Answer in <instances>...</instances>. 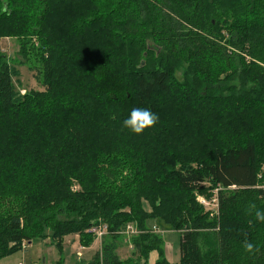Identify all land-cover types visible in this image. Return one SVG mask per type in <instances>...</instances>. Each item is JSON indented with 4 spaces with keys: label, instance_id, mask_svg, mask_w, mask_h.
Returning a JSON list of instances; mask_svg holds the SVG:
<instances>
[{
    "label": "trees",
    "instance_id": "16d2710c",
    "mask_svg": "<svg viewBox=\"0 0 264 264\" xmlns=\"http://www.w3.org/2000/svg\"><path fill=\"white\" fill-rule=\"evenodd\" d=\"M10 36L45 90L21 93L0 54V260L48 238L60 254L67 236L89 245L103 225L80 264H127L116 240L132 223L143 264H171L149 231L160 221L179 264H264V0H0ZM136 107L158 116L141 134L123 125Z\"/></svg>",
    "mask_w": 264,
    "mask_h": 264
},
{
    "label": "rangeland",
    "instance_id": "374dc122",
    "mask_svg": "<svg viewBox=\"0 0 264 264\" xmlns=\"http://www.w3.org/2000/svg\"><path fill=\"white\" fill-rule=\"evenodd\" d=\"M27 39L25 37H5L2 38L0 41V54L6 56L10 61H12L20 70L21 76L19 80H16V85H18V89L21 91V93H25V91H43L45 90L44 87H42L40 83V78L38 76L37 71L31 70V65H38L37 63L38 58L36 54L34 56L30 57V62L25 65H20V62L23 60V51L24 49H27ZM24 48V49H23ZM27 51V50H26ZM147 56L146 53L141 54V59ZM145 58V57H144ZM181 75V72H179L178 76ZM164 107L165 105L162 104ZM169 111L165 112L164 115H168ZM225 116L230 115L228 111L224 112ZM165 115V116H166ZM221 118V116H220ZM228 124L231 126L232 129L236 128L237 132L235 134L236 138H242L245 137V122L240 121L237 117H233L232 120L228 122ZM106 152V151H104ZM80 189V186L77 182H75L74 191H78ZM233 189V188H232ZM37 192V190H36ZM38 193V192H37ZM33 197L35 196L34 189L29 190L24 198L27 197ZM39 195V194H38ZM13 196H16L13 194ZM214 196V195H213ZM211 198L197 195V201L199 204H201L203 207H205L208 211H211L213 213L216 212L217 203L215 200V196ZM20 197V196H18ZM13 199L11 201H16V199H19L17 197H12ZM37 198H35L36 200ZM32 199H29L27 202L24 200L18 202V208H10L7 207L11 212L17 211L18 209H24L25 207L32 206ZM149 204L147 201H143V207L145 211L150 212L151 208L148 206ZM34 207V206H32ZM137 225V224H136ZM135 224H129L127 225V228L121 232V235L118 236L116 240L117 244V253L121 257L122 260H124L127 264H143L144 260L140 259L138 254H136V250L134 248L133 239L138 237L142 232L140 229L137 228ZM149 231L152 232L154 235H158L162 237L164 245H163V251L165 253L166 258L168 259V262L171 264H179L181 254H180V234L178 232L172 231L170 229H167L164 224L160 221H151L149 223ZM50 230H48L49 233ZM100 232H103V236H100ZM99 233V234H98ZM93 240L89 245H85L81 240L80 236L71 235L67 236L63 240V252L60 254L56 246L50 244L52 246L51 253H47V258L50 262H53L56 259L61 260L67 259V264H80V262H90L96 253L102 249L103 241L108 239V230L107 226H101V229H98L94 232H92ZM107 236V237H106ZM106 237V238H105ZM105 238V240H104ZM112 239V238H110ZM47 240H50L49 238ZM46 241V240H44ZM26 244V243H25ZM32 245L34 247L31 249L29 246V250L24 251H18L17 253L4 257L0 260L1 263L4 264H19V262H22L23 255L25 254L26 264H36L41 260V254L42 252L46 251V248H49L48 246L45 247V244L43 241H36L33 242ZM27 246V245H26ZM25 246V247H26ZM24 248V247H23ZM39 249V254L35 251ZM50 249V248H49ZM155 252V251H153ZM81 254V256H79ZM62 255V256H61ZM155 258L156 254H153L152 257H149V264H155ZM157 260V259H156ZM58 262V261H57ZM55 262V264H58Z\"/></svg>",
    "mask_w": 264,
    "mask_h": 264
},
{
    "label": "clouds",
    "instance_id": "9594fccd",
    "mask_svg": "<svg viewBox=\"0 0 264 264\" xmlns=\"http://www.w3.org/2000/svg\"><path fill=\"white\" fill-rule=\"evenodd\" d=\"M158 121V116L147 108L136 107L132 108L128 117L123 121L125 128L136 134L143 133L146 129L153 127ZM255 219L259 222H264V210L257 209ZM252 244H247V250L251 251Z\"/></svg>",
    "mask_w": 264,
    "mask_h": 264
},
{
    "label": "crops",
    "instance_id": "0c3cea01",
    "mask_svg": "<svg viewBox=\"0 0 264 264\" xmlns=\"http://www.w3.org/2000/svg\"><path fill=\"white\" fill-rule=\"evenodd\" d=\"M43 243L45 244V247L46 246H52L51 244H50V240H46V241H43ZM31 246L30 248L32 249L33 247H34V245H32V243H29V244H27V246L26 247H24L23 249H24V251H27V250H29V246ZM35 248V247H34ZM50 248V249H49ZM49 248H46V251L45 252H42V253H40L41 254V260L38 262V263H41V264H55V262H60V260L59 259H56V260H54L53 262H50L49 260H48V258H47V253H51L52 252V250H51V247H49ZM22 251V250H21ZM38 254H39V249H37V250H35ZM153 254H156V258H155V264H156V259H158V253L157 252H152L151 254H150V257H152V255ZM24 257L22 258V262H19V264H26V259H25V254L23 255ZM57 262V263H58ZM64 264H67V259H63V261H62ZM35 263V262H34ZM33 263V264H34ZM0 264H4V263H1L0 262Z\"/></svg>",
    "mask_w": 264,
    "mask_h": 264
},
{
    "label": "built area",
    "instance_id": "2783aa9c",
    "mask_svg": "<svg viewBox=\"0 0 264 264\" xmlns=\"http://www.w3.org/2000/svg\"><path fill=\"white\" fill-rule=\"evenodd\" d=\"M98 229H101V227H97V228L93 229V232L96 231V230H98ZM98 234H99V233H98ZM102 234H103V232H100L99 235H100V236H103ZM79 256H81V254H79ZM36 264H41V263H36Z\"/></svg>",
    "mask_w": 264,
    "mask_h": 264
}]
</instances>
